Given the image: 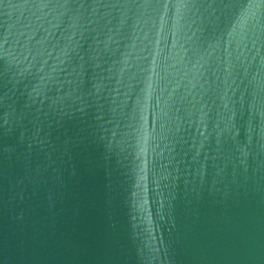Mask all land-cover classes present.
Wrapping results in <instances>:
<instances>
[{"label": "water", "instance_id": "1", "mask_svg": "<svg viewBox=\"0 0 264 264\" xmlns=\"http://www.w3.org/2000/svg\"><path fill=\"white\" fill-rule=\"evenodd\" d=\"M0 264H264V0H0Z\"/></svg>", "mask_w": 264, "mask_h": 264}]
</instances>
